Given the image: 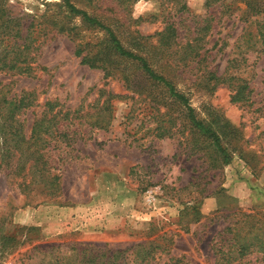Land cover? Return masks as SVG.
<instances>
[{"label":"rangeland","instance_id":"374dc122","mask_svg":"<svg viewBox=\"0 0 264 264\" xmlns=\"http://www.w3.org/2000/svg\"><path fill=\"white\" fill-rule=\"evenodd\" d=\"M73 1L113 25L129 50L149 55V47L138 48L143 36H153L154 45L168 36L180 46L194 45L197 56L179 65L176 87L197 118L219 133L230 161L191 132L188 108L168 88L137 77L136 62L107 50L119 71L109 76L81 63L78 43L83 55L94 53L103 48L104 30L73 15L61 0H0L23 18V35L30 23L37 29L30 38L32 76L0 72V85L10 84L11 94L36 93V105L24 115L28 123L46 102H58L57 118L77 130L60 142L56 195L38 185L24 190L0 164V264L73 263L72 246L125 250L163 234L170 254L160 263L174 257L216 264L213 237L225 226L224 213H264V0ZM229 66L247 79L248 104L232 102L226 84L201 80ZM110 94L111 121H96ZM249 259L264 264L258 254Z\"/></svg>","mask_w":264,"mask_h":264},{"label":"trees","instance_id":"16d2710c","mask_svg":"<svg viewBox=\"0 0 264 264\" xmlns=\"http://www.w3.org/2000/svg\"><path fill=\"white\" fill-rule=\"evenodd\" d=\"M61 1V5L73 15L82 16L90 25L104 30L106 34L105 41H102L103 48L94 53L88 52L83 55L85 47L78 43L75 54L81 57L82 64L102 69L106 76L119 73L117 68L111 67L112 60L106 55L107 50L117 58L122 57L136 62V69L139 72L137 77L143 81H150L151 85L168 88L171 95L188 108L185 119L191 132L205 136L210 140L211 152L220 154L226 162L230 161V155L223 146L219 133L197 118L193 108L188 104V98L176 87L179 65L190 64L197 56L194 45L187 43L180 46V43L174 41L171 36L160 38L161 40L154 45L151 40L153 36H143L137 41L138 48H143V45L149 47L150 52L149 55H143L140 51L127 49L113 25L78 8L73 0ZM116 1L127 6L137 0ZM22 24V17L12 15L5 5L0 6V72L32 76L35 57L31 52L30 38L37 29L33 28L34 23H30L23 35ZM168 29L171 32L175 31L172 25H169ZM160 34H164V31ZM150 58H156L155 65L150 63ZM230 67L221 75L211 72L207 78L204 76L201 80L209 83L214 80L216 84H226L232 92V102L248 104L251 98L248 81L242 75L230 71ZM124 80L128 88L135 86L128 77L124 76ZM10 86L0 85V164L9 170L7 175L21 180L19 185L24 190L33 189L38 185L45 195H56L60 190V175L56 171L59 170V161L64 151L60 142L62 137L72 136L73 139L77 130H72L69 125L62 123L63 118H57L62 113L61 110H55L58 102H46L41 116L28 123L24 115L28 109L36 105V93L22 91L19 94H11ZM114 98L115 95L108 96L97 113L96 121H111L112 112L109 105L111 106V100ZM78 112L80 110L73 113ZM71 113L70 110L66 111L64 117L67 119ZM97 125L100 128L104 127L99 121ZM58 148L60 149L57 152ZM227 213L222 217L225 226L213 237L216 264H247L250 262L249 258L255 254L261 255L264 259V213L246 212L241 208ZM69 250L76 251L74 254L71 253L72 258L76 260L73 263L63 261L62 264H185L180 258L174 257H168L166 261L160 263L164 255L170 254V238L166 234L125 250L73 246ZM58 260L55 258L50 264H55Z\"/></svg>","mask_w":264,"mask_h":264}]
</instances>
